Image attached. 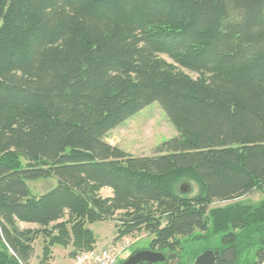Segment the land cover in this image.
I'll list each match as a JSON object with an SVG mask.
<instances>
[{
    "label": "trees",
    "instance_id": "16d2710c",
    "mask_svg": "<svg viewBox=\"0 0 264 264\" xmlns=\"http://www.w3.org/2000/svg\"><path fill=\"white\" fill-rule=\"evenodd\" d=\"M153 101L176 131L153 154L104 140ZM252 192L264 193V0H0V264L94 248L98 220L117 239L150 235L165 255L152 264L205 249L264 264V200H238Z\"/></svg>",
    "mask_w": 264,
    "mask_h": 264
},
{
    "label": "rangeland",
    "instance_id": "374dc122",
    "mask_svg": "<svg viewBox=\"0 0 264 264\" xmlns=\"http://www.w3.org/2000/svg\"><path fill=\"white\" fill-rule=\"evenodd\" d=\"M176 135V131L172 123L168 120L165 111L162 110L158 101H153L129 119L121 122L120 125L111 129L106 133L104 140L113 146L120 147L129 154L135 156L151 155L154 152L155 147L166 139L172 138ZM185 180L178 181L176 189L178 190L180 184ZM56 179L49 177V179H38L34 181H27V185L30 187L31 192L35 195H39L43 192L50 190V188L56 186ZM192 188L188 196L195 195L198 190L194 182L191 183ZM100 194L103 196H109L111 190L108 188H102ZM238 200L244 202L260 203L264 200V193L252 192L249 195H245ZM229 201L218 202L214 205H226ZM21 226H25L21 224ZM88 227L94 231L96 237V246L94 248H118L122 242L129 241L131 246L127 247L118 256L117 263L123 262L131 253L136 249H144L151 241V236L140 233L139 236H124L121 239L116 237V229L114 223L110 220H98L97 222L88 223ZM141 235V236H140ZM36 244V253L40 255L41 244L39 241ZM54 260L50 264H69L71 263L75 255L69 254V247H62L60 245H54L53 248ZM29 264H34L30 261Z\"/></svg>",
    "mask_w": 264,
    "mask_h": 264
},
{
    "label": "water",
    "instance_id": "95a60500",
    "mask_svg": "<svg viewBox=\"0 0 264 264\" xmlns=\"http://www.w3.org/2000/svg\"><path fill=\"white\" fill-rule=\"evenodd\" d=\"M192 188L191 182L184 181L180 184L178 191L181 194H188ZM219 250L213 251L211 249H205L202 253L197 255L193 264H217L216 256H218ZM165 259L164 253L161 251H154L149 248L136 250L132 255L128 256L121 264H152L158 263Z\"/></svg>",
    "mask_w": 264,
    "mask_h": 264
},
{
    "label": "built area",
    "instance_id": "2783aa9c",
    "mask_svg": "<svg viewBox=\"0 0 264 264\" xmlns=\"http://www.w3.org/2000/svg\"><path fill=\"white\" fill-rule=\"evenodd\" d=\"M131 246L129 241H124L118 248H91L76 252L71 264H117L118 256L124 249Z\"/></svg>",
    "mask_w": 264,
    "mask_h": 264
},
{
    "label": "flooded vegetation",
    "instance_id": "af4514ba",
    "mask_svg": "<svg viewBox=\"0 0 264 264\" xmlns=\"http://www.w3.org/2000/svg\"><path fill=\"white\" fill-rule=\"evenodd\" d=\"M146 248H148V247H146ZM146 248H144V249H146ZM136 250H139V249H136ZM136 250H134V252H135ZM134 252H133V253H134ZM133 253H131L130 255H132ZM216 262H217V259H216ZM146 264H148V263H146Z\"/></svg>",
    "mask_w": 264,
    "mask_h": 264
},
{
    "label": "crops",
    "instance_id": "0c3cea01",
    "mask_svg": "<svg viewBox=\"0 0 264 264\" xmlns=\"http://www.w3.org/2000/svg\"><path fill=\"white\" fill-rule=\"evenodd\" d=\"M53 260H54V257H53V259H52L50 262H48L47 264H50L51 262H53ZM69 264H70V262H69Z\"/></svg>",
    "mask_w": 264,
    "mask_h": 264
}]
</instances>
